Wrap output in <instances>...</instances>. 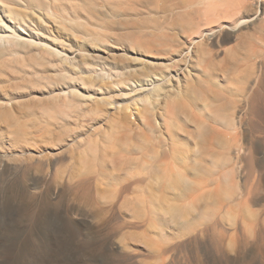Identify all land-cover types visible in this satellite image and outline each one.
<instances>
[{
    "label": "bare ground",
    "instance_id": "obj_1",
    "mask_svg": "<svg viewBox=\"0 0 264 264\" xmlns=\"http://www.w3.org/2000/svg\"><path fill=\"white\" fill-rule=\"evenodd\" d=\"M139 6L0 0V176L67 200L62 241L103 264H264V0L136 37L112 19Z\"/></svg>",
    "mask_w": 264,
    "mask_h": 264
},
{
    "label": "rangeland",
    "instance_id": "obj_2",
    "mask_svg": "<svg viewBox=\"0 0 264 264\" xmlns=\"http://www.w3.org/2000/svg\"><path fill=\"white\" fill-rule=\"evenodd\" d=\"M197 2L198 0H150L151 9L148 11L139 6L136 13L125 18L127 21L119 17L112 20L120 21L124 26L131 28V35L136 37L145 36L154 26L177 31L180 25L188 23L192 17H197L199 13L201 15L202 11V14L206 13L205 8L199 7L197 10ZM243 30L246 32V28ZM247 40V36H243L239 40L240 46ZM230 49L240 52L234 41L222 44L218 51L215 49L216 59L209 65L214 69L213 72H219L229 64V58L224 55L223 50ZM241 65L243 63L239 66ZM16 180L14 175L0 176V264H91L89 257L95 260L94 263L103 264L102 260H96V256H91L93 254L88 250H81L76 246L74 230L70 229V240L67 244L61 236V233L66 234L68 227L65 218L67 213L71 212V208L70 212H67V200H64L57 209L50 208L42 199H30L25 190L17 191ZM60 246V249H56ZM198 258L202 264H219L211 259H203L202 255H198ZM104 264L109 262L104 261Z\"/></svg>",
    "mask_w": 264,
    "mask_h": 264
}]
</instances>
